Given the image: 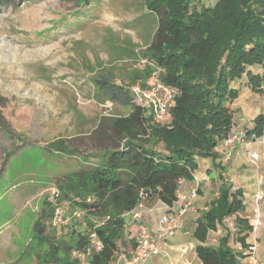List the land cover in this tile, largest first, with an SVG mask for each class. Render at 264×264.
<instances>
[{"label": "trees", "instance_id": "1", "mask_svg": "<svg viewBox=\"0 0 264 264\" xmlns=\"http://www.w3.org/2000/svg\"><path fill=\"white\" fill-rule=\"evenodd\" d=\"M144 3L156 25L143 55L160 69L159 80L177 92L168 119L160 123L145 115L133 103L127 86L108 73L99 74L93 79L97 93L129 108L125 116L110 121L113 145L80 154L64 140L53 141L45 146V163L55 169L59 200L73 203L85 218L99 220L92 232L100 248L90 249L89 264H113L125 237L126 215L148 199L171 208L180 182L194 180L198 160L210 159L220 174L216 195L195 220V254L201 264H242L253 226L243 215L242 190L221 174L216 149L233 128V103L239 91L232 82L246 77L251 91L263 90L264 0H216L210 6H193L192 0ZM251 68L261 71L254 73ZM263 136L261 113L245 131V139ZM58 158H75L77 164L60 174L53 163ZM56 207L47 204L41 210L25 252L35 264H78L71 253L90 247L88 235L69 226L57 236L50 227ZM227 219L232 221L231 229L217 239L216 246L206 245L208 234Z\"/></svg>", "mask_w": 264, "mask_h": 264}, {"label": "rangeland", "instance_id": "2", "mask_svg": "<svg viewBox=\"0 0 264 264\" xmlns=\"http://www.w3.org/2000/svg\"><path fill=\"white\" fill-rule=\"evenodd\" d=\"M215 1L192 0V5ZM144 10V0H0V264H35L25 249L47 204L57 205L50 220L57 236L69 226L89 236L99 225L59 200L55 169H49L43 152L57 140L80 154L113 145L110 121L129 108L97 93L93 79L108 73L128 88L153 87L159 74L143 55L140 32L131 31L150 26L147 17L131 21ZM262 89L256 93L261 111ZM256 140L263 143L264 137ZM258 158L249 162L256 166ZM53 163L62 174L77 160ZM155 203L151 199L149 206ZM56 210L62 223H54Z\"/></svg>", "mask_w": 264, "mask_h": 264}, {"label": "crops", "instance_id": "3", "mask_svg": "<svg viewBox=\"0 0 264 264\" xmlns=\"http://www.w3.org/2000/svg\"><path fill=\"white\" fill-rule=\"evenodd\" d=\"M144 17L150 20L149 23L151 27L149 26L145 30L131 28V31L136 30V32H140L139 35L142 36L143 41L139 42L144 43L146 48L155 31V16L148 10H144L139 17L133 18L131 21L135 22ZM136 42L138 43V40ZM251 70L254 73L261 71L260 68H251ZM231 85L239 91L238 97L233 103L236 109L231 131V134H233L238 129H241V131L251 129L253 126V119L261 114L262 111L260 108V99L247 85L246 77L232 82ZM216 151L219 155L216 163L223 169L221 174L228 182L233 184L234 188H240L243 192V204L245 206L243 215L249 219L253 226V232L246 242L249 245L254 244L256 246V257L260 264H264V142L261 143L258 140H251L248 142L237 139L234 144L229 146L224 142L221 143ZM252 152L260 154V157L256 161V166L249 162V153ZM213 166L214 164L210 159L198 160V169L194 175V180L182 181L179 184L178 199L171 208H168L159 201H156L154 207L151 208L149 206V201L151 199L144 200V203L142 202L143 213L145 214L143 218L146 219V227L151 233L156 234L159 230V219L161 216L166 212L176 213L179 204L189 201L183 226L175 232L174 235L162 240L168 255L153 257L148 260L146 264H169V262L182 264L185 260H188L190 264H201L195 254L194 248L197 242L192 237V231L199 212L204 208L205 203L216 195L217 188L215 187V189H213L212 185H218L220 171ZM195 189L197 190L196 196L190 198V195ZM182 197L188 200L184 199V201H182ZM145 203H148L147 209H145ZM231 225V219H227L223 226L219 227L217 231L210 233L222 236ZM222 228H226L223 234H221L223 231ZM210 233L208 234L205 244L213 247L216 246L217 239L220 236L215 239L212 238ZM137 235V224L132 219L131 213H129L126 215L125 237L123 242L119 245L118 253H123L127 257H132L137 245ZM210 237L212 239H210ZM182 246L187 247V253L185 255L181 254L179 251ZM231 246L237 250L240 249L238 244L235 243L232 245V241Z\"/></svg>", "mask_w": 264, "mask_h": 264}, {"label": "built area", "instance_id": "4", "mask_svg": "<svg viewBox=\"0 0 264 264\" xmlns=\"http://www.w3.org/2000/svg\"><path fill=\"white\" fill-rule=\"evenodd\" d=\"M156 69L159 74L160 69ZM153 83V87L150 90H143L137 86H132L129 88V92L133 103L139 106L144 111L145 115H151L155 121L164 123L169 117V110L173 105L177 92L170 86L161 82L159 77L154 79ZM262 88H264V85ZM262 114H264V103L262 105ZM244 133L240 132L235 135L230 134L229 138L224 143L229 146L237 139L244 140ZM257 158L258 155L256 153H249L250 162L254 163ZM195 196L196 189L192 192L190 198H194ZM184 199L187 198H181L182 201H184ZM142 202H140L138 206L130 212L132 219L138 227V235L136 239L137 245L134 254L132 257H127L123 253H118L113 261V264H146V262L153 257L167 256L168 254L162 240L174 235L175 232H177L183 226V221L189 206V201L179 204V208L176 213L166 212L164 215H162L159 219V230L156 234L151 233L148 228L143 225ZM58 211L59 210H56L54 214V223H62L61 218L58 217ZM88 238L90 247L86 249V251L74 250L71 253V256L76 259L78 264H89L87 255L90 249L94 248L95 250H98L100 248V243L93 232L88 236ZM179 251L181 254L185 255L187 253V247L182 246ZM245 254L246 258L242 260V264H260L256 257V246L254 244L249 245L245 251ZM169 264L177 263L169 262ZM182 264H190V262L185 260Z\"/></svg>", "mask_w": 264, "mask_h": 264}]
</instances>
